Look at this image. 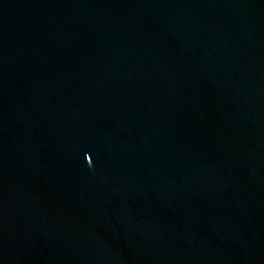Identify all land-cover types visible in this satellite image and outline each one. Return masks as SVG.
I'll use <instances>...</instances> for the list:
<instances>
[{"label":"water","instance_id":"1","mask_svg":"<svg viewBox=\"0 0 264 264\" xmlns=\"http://www.w3.org/2000/svg\"><path fill=\"white\" fill-rule=\"evenodd\" d=\"M0 264H264V0H0Z\"/></svg>","mask_w":264,"mask_h":264}]
</instances>
